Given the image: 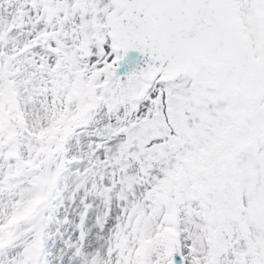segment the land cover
<instances>
[{
  "label": "snow or ice",
  "instance_id": "6c2138e0",
  "mask_svg": "<svg viewBox=\"0 0 264 264\" xmlns=\"http://www.w3.org/2000/svg\"><path fill=\"white\" fill-rule=\"evenodd\" d=\"M0 264H264V0H0Z\"/></svg>",
  "mask_w": 264,
  "mask_h": 264
}]
</instances>
